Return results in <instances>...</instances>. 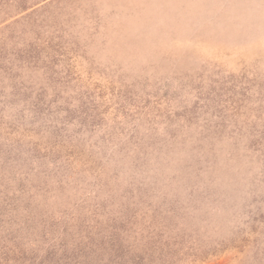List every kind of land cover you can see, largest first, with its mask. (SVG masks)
I'll list each match as a JSON object with an SVG mask.
<instances>
[{
    "label": "rangeland",
    "instance_id": "rangeland-1",
    "mask_svg": "<svg viewBox=\"0 0 264 264\" xmlns=\"http://www.w3.org/2000/svg\"><path fill=\"white\" fill-rule=\"evenodd\" d=\"M0 264H264V0H0Z\"/></svg>",
    "mask_w": 264,
    "mask_h": 264
}]
</instances>
